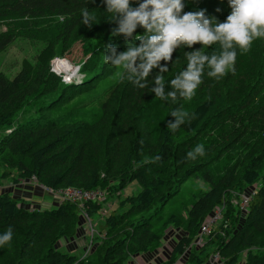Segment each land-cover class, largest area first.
<instances>
[{
	"label": "trees",
	"instance_id": "16d2710c",
	"mask_svg": "<svg viewBox=\"0 0 264 264\" xmlns=\"http://www.w3.org/2000/svg\"><path fill=\"white\" fill-rule=\"evenodd\" d=\"M184 2L185 12L204 9L219 22L231 11L227 0ZM84 7L96 17L91 28L81 23ZM105 7L102 0H0V53L18 39L43 44L33 61L22 60L13 78L0 72V179L10 178L14 185L33 178L55 191L101 189L110 196L133 182L140 189L119 199L120 211L105 216L104 233L80 259L57 247L80 232L77 204L28 208L1 189L0 234L11 227L14 235L10 245L0 247V264H129L157 250L169 226L182 232L163 264L180 258L183 264H205L215 253L221 264H264V37L247 50L237 49L234 72L212 78L206 66L191 101H162L150 95L158 70L141 89L117 75L122 69L105 63L107 45L118 52L127 47L122 36H111L116 24L107 20L111 14ZM74 41L83 55L81 79L65 83L50 63ZM200 48L176 50L162 74L166 91L187 66L185 52ZM214 50L219 46L205 47L208 53ZM119 87L132 88L125 97L129 105L123 104ZM181 106L190 120L170 132V114ZM197 144L205 146V155L186 159ZM195 178L206 189L184 201L186 190L165 215L182 185ZM252 186L255 194L242 216L239 195ZM100 208L89 203L85 213L90 218ZM217 210L221 219L195 248L200 226Z\"/></svg>",
	"mask_w": 264,
	"mask_h": 264
},
{
	"label": "clouds",
	"instance_id": "9594fccd",
	"mask_svg": "<svg viewBox=\"0 0 264 264\" xmlns=\"http://www.w3.org/2000/svg\"><path fill=\"white\" fill-rule=\"evenodd\" d=\"M102 2L105 11L111 14L107 20L116 24L111 36H122L127 42L126 50L120 52L116 46L107 45L103 57L105 63L122 69L117 75L141 89L149 87V76L158 70L150 91L162 101L169 98L175 101L178 97L191 101L202 84L206 66L207 76L212 78L219 79L234 72L237 49L247 50L254 39L264 37V0H227L231 11L223 22L209 17L204 9L185 12L184 0ZM81 16L82 25L91 28L96 24L95 15L87 7L81 9ZM59 19L63 22L65 17ZM138 27L144 30L143 33L137 32ZM196 44L201 48L185 52L187 66L168 82L171 90L166 91L162 74L169 70L174 53L181 46L191 49ZM213 45H218L219 50L205 51V47ZM170 115L173 119L166 125L170 132H175L191 117L183 106ZM204 155L205 146L197 144L187 152L186 159L195 160ZM13 235L11 227L0 234V247L10 245Z\"/></svg>",
	"mask_w": 264,
	"mask_h": 264
},
{
	"label": "rangeland",
	"instance_id": "374dc122",
	"mask_svg": "<svg viewBox=\"0 0 264 264\" xmlns=\"http://www.w3.org/2000/svg\"><path fill=\"white\" fill-rule=\"evenodd\" d=\"M0 30H3V28L0 27ZM42 46L43 44L41 42L31 43L23 39L16 40L5 51L0 53V72L3 73L9 79L13 78L15 74L19 71L22 60L26 59L29 61H33L34 57L36 56L38 51L42 48ZM82 56L83 55L81 52L80 43L74 41L70 47L65 48L63 50L60 57L55 58L54 60L51 61L50 63L51 71L61 80H63V76L69 77L71 73L72 76L70 78L71 81H75V82L78 81L79 83L81 79L79 73V66H80L79 64ZM60 60H65L69 66L62 67L58 65ZM67 69H69L70 72H65ZM76 69H78V71L75 72ZM65 83H69V82L66 81ZM118 90L120 91V96L123 101V104L129 105L126 98L128 94H132V88H130L129 90H122V87H119ZM150 95L153 96L154 93L151 92ZM10 182H11L10 178L0 179V188L8 189ZM23 186L30 189H28L27 197L26 196L23 197L22 194L21 199H19L21 200L22 206L28 208L48 209L53 207L54 204H57V202L54 200L55 197L53 195H49L41 191L40 188H36L35 185L31 183H25ZM182 186L183 187L180 190V194L174 196L173 199L169 202V204H167L166 207L164 208L165 215L169 213L172 201L173 202L176 200L179 201L181 194L185 193L186 190H187L186 192L187 194L185 193L183 197L184 201H187L191 196L190 194L198 191V189L200 190L206 189V185L198 178L193 179L191 182L184 183ZM139 189L140 188L138 184L136 182H133L127 185V187L124 190H122L121 192H119L114 196H110L109 194H107V200L103 204H101V208L98 214L91 215L89 218L90 222H86L84 218L80 217V225H79L80 232H78L74 237L70 238V240L63 239L59 241L57 246L58 249L61 252L68 251V253L79 257V259L86 258L93 251V248H95L94 242L96 241L95 239L97 237H100L99 232L101 233V235L104 233L103 228L101 226L103 224V220L105 216H108L112 212H119L120 211V208L118 206L119 199H122L126 195L136 194L139 191ZM17 194L20 195L21 193H17ZM181 211L182 208H179L177 210V215L181 214ZM240 211L242 213V216H244L243 214H246L247 212V210L245 212L242 210ZM90 228L94 231V234L92 236H90L89 234ZM179 232L182 231L179 230ZM179 232L177 231V228L173 229V227L170 226L166 227L165 230L163 231V238L160 241V243H158V249L153 251L152 253H144L143 255L137 256L136 259L133 261V263L131 261L129 264H163L167 260V255L171 250V247L177 241ZM206 239L203 241V244L206 242ZM90 240L91 242H89ZM192 246H194L195 248L201 247V246L197 247L194 243ZM70 248L73 251L69 252ZM219 261L221 262V260ZM175 264H183V260L180 258ZM205 264H221V263H212L208 260L207 263Z\"/></svg>",
	"mask_w": 264,
	"mask_h": 264
},
{
	"label": "built area",
	"instance_id": "2783aa9c",
	"mask_svg": "<svg viewBox=\"0 0 264 264\" xmlns=\"http://www.w3.org/2000/svg\"><path fill=\"white\" fill-rule=\"evenodd\" d=\"M78 71V69L75 70V72ZM72 76L69 75V77L63 76V81L70 82ZM29 181V180H28ZM30 181L34 182V179L32 178ZM35 183V182H34ZM38 185V184H37ZM40 190L43 192L53 195L56 198H59L60 202L62 201H68L74 204H77V206L81 209V217L86 220V222H90L88 215L85 213V206L89 203H96V204H103L107 200V192L105 190L101 189H79V188H73L69 187L66 189L55 191L50 188H45L41 185H38ZM255 186H252L251 189H247L246 191H243L239 195V208L242 211H246L251 199L253 198L255 194ZM221 212L219 210L214 211L200 226L198 235L194 241V244L199 247L203 244V241L207 236L211 234L213 229L218 224L219 220L221 219ZM90 226V224H89ZM89 234L92 236L94 234V231L90 228ZM91 242V240L89 241ZM220 255L218 253L213 254L209 261L212 263H220Z\"/></svg>",
	"mask_w": 264,
	"mask_h": 264
},
{
	"label": "crops",
	"instance_id": "0c3cea01",
	"mask_svg": "<svg viewBox=\"0 0 264 264\" xmlns=\"http://www.w3.org/2000/svg\"><path fill=\"white\" fill-rule=\"evenodd\" d=\"M25 183H31V184H33V185H35V187L36 188H39V186L36 184V183H34V182H32V181H21L19 184H9V193H11L13 196H16L17 198H20L21 199V195L23 194V197L24 196H26L27 197V194H28V189H30V188H27V187H24L23 185L25 184ZM1 189V188H0ZM7 189V190H8ZM42 191V190H41ZM17 193H21L20 195H18ZM54 198V197H53ZM54 200L57 202V203H60V200H59V198H54ZM82 235V234H81ZM70 240V239H69ZM71 251H73L71 248H70V250H69V252H71ZM136 259V257L135 258H133L131 261H132V263H133V261Z\"/></svg>",
	"mask_w": 264,
	"mask_h": 264
},
{
	"label": "bare ground",
	"instance_id": "6f19581e",
	"mask_svg": "<svg viewBox=\"0 0 264 264\" xmlns=\"http://www.w3.org/2000/svg\"><path fill=\"white\" fill-rule=\"evenodd\" d=\"M60 61L66 62L65 60H60ZM65 72H70V71H69V69H67ZM70 75H71V73H70Z\"/></svg>",
	"mask_w": 264,
	"mask_h": 264
}]
</instances>
